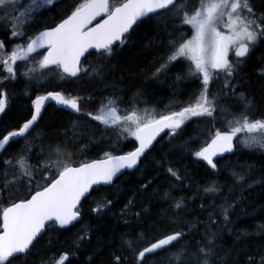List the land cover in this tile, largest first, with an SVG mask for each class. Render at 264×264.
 Returning a JSON list of instances; mask_svg holds the SVG:
<instances>
[{"label":"snow or ice","instance_id":"6c2138e0","mask_svg":"<svg viewBox=\"0 0 264 264\" xmlns=\"http://www.w3.org/2000/svg\"><path fill=\"white\" fill-rule=\"evenodd\" d=\"M57 2L0 0L3 29L10 39L20 41L9 51L5 41L0 40V67L7 74L5 80H15L19 75L39 82L49 74L61 81L82 76L103 79L109 71L103 61L115 55L116 47L130 41L135 28L153 23L166 26L156 18L163 11L173 10V21L191 26L193 34L190 39H185L180 33L169 41L170 52L164 63L152 73V78L158 80L170 67L187 61V71H178L175 80L179 83L190 78L198 79L200 91L178 111L169 110L166 114L157 112L155 108H139L135 96L127 103L121 96H107L100 101L95 113H84L81 108L83 96L63 91L36 95L31 101L30 118L18 130L7 131L6 134L0 132V154L5 153L17 138L28 141L48 100L90 117L104 126L105 133L115 132V140L110 145L112 150L105 151L101 158L77 161L72 153L60 147V141L45 144L41 138L37 156L44 155L45 148L51 149V155L33 165L29 163L28 155L37 138L33 137L21 152L3 160L5 169L0 172V205H3L0 207V264H30L33 250L47 233L65 229L80 220L81 201L86 199L94 185L114 184V178L118 179L123 170L143 171L141 165L146 167L147 162H155L152 153L158 147H164L161 133L168 137L167 144L171 150L177 146L175 139L183 135L186 122L192 118L206 117L214 121L218 114L225 116L229 130L217 129L211 139L205 140L198 149L193 148L194 140L179 146L196 160L206 162L214 172L219 171L218 161L214 158L235 152L234 139L243 148L264 150V119L250 115L252 101L243 93L237 96L233 83L240 66L256 45L264 42V12L257 13L251 0H198V3L192 0H79L70 6L65 18L55 26H45L43 30L35 27L44 11L51 10ZM222 22L227 32L220 30ZM34 27L35 31L30 34L29 30ZM90 49L97 50L101 62L84 67L81 58L86 53L91 54ZM230 53L235 60L230 58ZM221 73L224 77L222 90L212 92L210 84L214 79H220ZM230 94L236 97L240 111L220 108L218 112L219 100ZM8 101V93L0 86V114H6ZM229 116L230 119L227 118ZM81 133L79 123L73 122L69 139L76 143ZM62 135L67 136V133ZM129 140L135 142L132 150L117 154L121 144ZM64 143L67 145V140ZM86 148L87 145L79 147L77 154H82ZM166 172L182 182L178 169L169 166ZM232 176L241 186L249 179L244 170L240 173L233 171ZM151 183L149 180L141 184L140 190L147 191ZM21 187L27 192L24 198L17 196ZM204 192L216 196L220 202L213 200L207 207L200 204V210L206 212L207 217L197 221L203 227V235L195 242V247L180 245V241L189 234L180 230L164 234L138 248L139 240L144 238L141 233L139 237L124 242L130 251L135 252L136 264H148L153 257H159L157 264H229L230 260L232 264H239L241 255L245 257L244 264H264V252L251 254L242 248L235 253L236 259L233 260V251L225 250L217 243L220 238L218 219L223 218L220 224L230 223V209L235 207V203L224 196L214 181L205 186ZM133 203L134 200L130 199L124 210L130 211ZM110 204L111 200L97 203L92 211L100 213ZM184 205L183 197L175 203L177 209H183ZM140 215L136 213L137 217ZM186 227L191 232L196 225ZM247 235L236 233V243H241ZM78 240L83 241L84 237H78ZM126 259L114 256L113 264H125ZM66 262L70 264L68 255L62 254L58 260L53 256L43 264Z\"/></svg>","mask_w":264,"mask_h":264},{"label":"trees","instance_id":"16d2710c","mask_svg":"<svg viewBox=\"0 0 264 264\" xmlns=\"http://www.w3.org/2000/svg\"><path fill=\"white\" fill-rule=\"evenodd\" d=\"M79 0H58L51 10H45L35 27L43 30L45 26L52 27L69 12L70 6ZM198 3V0H192ZM257 13L264 12V0H251ZM173 10L163 11L157 20L166 23V26L141 25L131 33V39L122 47H116V53L108 60L103 61L109 71L103 79L68 78L59 80L49 74L39 82L29 81L26 77L17 76L15 80H5L7 75L0 67V86L8 93L9 107L6 114H0V132L16 130L27 119L32 111L31 101L34 97L48 91H63L66 94L85 97L81 101L82 112L95 113L100 101L107 96H121L125 102L137 97L138 107L155 108L159 113L169 110H179L190 97H195L200 91V81L190 78L177 83L175 80L178 71H187L188 62L181 61L170 67L166 74L158 80L152 78V73L166 60L170 48L169 41L180 33L185 39H190L193 31L189 25H180L173 21ZM226 19V18H225ZM30 29V34L35 31ZM135 27V26H134ZM223 22L220 30L224 31ZM177 29V31H173ZM171 33V35H170ZM0 40H4L10 51L18 40L10 39L0 22ZM83 60V66L98 65L101 60L99 53L90 52ZM264 42L258 44L245 64H242L239 73L234 77L237 96L241 93L252 101L250 115L255 119H264ZM22 65V62H18ZM23 70V68H21ZM224 83L223 74L220 79H214L210 84L212 92H220ZM27 92V95L25 94ZM141 93L142 95H137ZM92 99L88 100L87 97ZM220 108L240 111V104L231 94L218 102ZM227 118H231L230 116ZM78 122L82 133L76 143L69 139L72 135V123ZM219 130H229L225 116L216 115L213 121L210 118H192L185 124V131L181 137L174 141L176 147L169 150L168 137L164 134V147H158L152 153L155 162L141 165L143 171H126L114 181V184L95 186L90 194L81 202V218L65 229L47 233L33 250L30 264H43L53 256L59 258L62 254L68 255L70 264H113L114 256L126 257L125 264H136L135 252L130 251L125 241L139 237L138 248H142L150 241L172 231L184 230L189 233L180 245L189 244L195 247V242L203 235V227L197 223L204 220L207 213L200 210V204L209 206L213 200L220 202L216 196L204 192L205 186L216 182L221 187L225 197L235 203L230 209V223L220 224L219 240L217 243L225 250L235 253L245 249L251 254L264 252V150L246 149L239 146L236 141L234 153L218 158L219 171L214 172L204 161L196 160L180 145L185 141H195L193 148L198 149L205 140H209ZM67 133V136L62 135ZM33 137H37L28 153L29 163L35 165L38 160H44L51 155V149L45 148V154L37 156L40 152L41 138L45 144L60 141V147L73 154L77 161H87L102 157L105 151H111L110 145L115 140V132H104V126L90 117L71 112L65 108L48 104L38 120L35 131L28 141L19 138L7 147V151L0 154V172L5 169L3 160L11 159L21 152ZM67 140V145L64 141ZM87 145L82 154L78 148ZM134 141H125L121 144L120 152L132 150ZM178 169L183 177L182 182L175 180L166 172L167 167ZM245 171L249 177L248 182L242 186L238 184L232 172ZM152 181L147 191L140 190L143 183ZM17 196H27L26 190L21 187ZM181 197L185 200L183 209L175 207L176 201ZM133 199L130 211H125L127 202ZM111 200L112 204L96 213L92 209L97 203ZM3 205H0L2 207ZM145 209L147 211H145ZM136 213H141L139 217ZM196 225L189 232L186 225ZM236 233H248L241 243H236ZM84 237L83 241L78 237ZM49 237L51 240L49 241ZM179 246V245H178ZM161 255H164L161 253ZM258 258V256H257ZM159 257L149 259L148 264H157ZM245 257L239 256V264H244ZM67 264V262H66ZM232 264V261H229Z\"/></svg>","mask_w":264,"mask_h":264},{"label":"water","instance_id":"95a60500","mask_svg":"<svg viewBox=\"0 0 264 264\" xmlns=\"http://www.w3.org/2000/svg\"><path fill=\"white\" fill-rule=\"evenodd\" d=\"M100 18H98V20H99ZM96 23V21H94L93 22V25ZM55 26V25H54ZM53 27V26H52ZM119 42H117V44H118ZM90 52H97V50H94V49H90L89 50V53ZM88 53H86L85 54V56L87 55ZM83 58L84 57H82L81 58V62H82V60H83ZM54 91H57V90H54ZM47 93V92H46ZM46 93H42V94H39V95H45ZM35 99V98H34ZM50 103H52V104H55L56 106H58V107H61V108H65L64 106H61V105H57L56 104V102L55 101H51V100H48V101H45V105H44V108L42 109V112L44 111V109H45V107L48 105V104H50ZM65 109H67V110H69V111H71V112H74L72 109H69V108H65ZM42 112H41V114H42ZM75 113V112H74ZM16 130H18V129H16ZM166 131V130H165ZM164 133H161V136L163 135ZM17 139H19V138H17ZM159 139V138H158ZM234 145H235V139H234ZM118 154H122V153H118ZM229 154H231V153H224L222 156H217L216 158H219V157H223V156H226V155H229ZM216 158H214V159H216ZM94 159H99V158H94ZM94 159H92V160H94ZM89 161H91V160H89ZM206 163V162H205ZM126 171H131V170H123V172L121 173V174H118V177L120 176V175H122L124 172H126ZM116 179L114 178V181H115ZM100 185H102V186H107V185H105V184H100ZM96 185H94L93 187H95ZM93 189V188H92ZM91 189V190H92ZM91 190H90V192H91ZM90 194V193H89ZM88 194V195H89ZM87 195V196H88ZM83 200V199H82ZM82 202V201H81ZM74 223V222H73Z\"/></svg>","mask_w":264,"mask_h":264},{"label":"flooded vegetation","instance_id":"af4514ba","mask_svg":"<svg viewBox=\"0 0 264 264\" xmlns=\"http://www.w3.org/2000/svg\"><path fill=\"white\" fill-rule=\"evenodd\" d=\"M224 32H227V28H224ZM258 44H260V43H258ZM258 44L256 45V47L258 46ZM255 47V48H256ZM254 51V50H253ZM253 51L250 53V55L253 53ZM250 55H249V57H250ZM248 57V58H249ZM230 58L232 59V60H235L236 58L234 57V55L232 54V53H230ZM248 60V59H247ZM246 60V61H247ZM246 61L243 63V64H245L246 63ZM262 67H264V63H263V66ZM239 73V72H238Z\"/></svg>","mask_w":264,"mask_h":264},{"label":"rangeland","instance_id":"374dc122","mask_svg":"<svg viewBox=\"0 0 264 264\" xmlns=\"http://www.w3.org/2000/svg\"><path fill=\"white\" fill-rule=\"evenodd\" d=\"M0 13H2V11H0ZM143 108H147V107H143ZM143 108H142V109H143ZM148 108H149V107H148ZM149 109H150V108H149ZM56 259L58 260L59 258H56Z\"/></svg>","mask_w":264,"mask_h":264}]
</instances>
